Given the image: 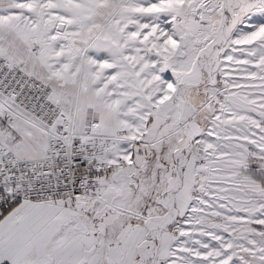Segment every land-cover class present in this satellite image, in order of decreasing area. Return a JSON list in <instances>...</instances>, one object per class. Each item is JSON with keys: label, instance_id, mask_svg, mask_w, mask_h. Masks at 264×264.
Segmentation results:
<instances>
[{"label": "snow or ice", "instance_id": "snow-or-ice-1", "mask_svg": "<svg viewBox=\"0 0 264 264\" xmlns=\"http://www.w3.org/2000/svg\"><path fill=\"white\" fill-rule=\"evenodd\" d=\"M0 264H264V0H0Z\"/></svg>", "mask_w": 264, "mask_h": 264}]
</instances>
